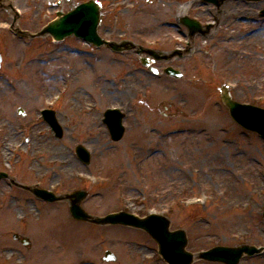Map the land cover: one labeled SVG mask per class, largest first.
<instances>
[{"label": "rangeland", "instance_id": "1", "mask_svg": "<svg viewBox=\"0 0 264 264\" xmlns=\"http://www.w3.org/2000/svg\"><path fill=\"white\" fill-rule=\"evenodd\" d=\"M83 1L0 0V171L20 182L41 180L59 193L87 190L82 205L93 214L171 209L170 226L187 232L192 252L217 244L264 246V138L230 118L218 89L230 82L234 99L264 108V18L256 13L264 0H219L217 7L202 0H96L104 39L163 55L191 47L169 62L184 78L161 74L168 64L162 60L153 63L161 74L154 75L134 52L96 47L73 35L59 41L49 34L21 37L10 27L15 20L38 32L57 12ZM183 13L214 25H204L205 33L187 44V30L176 18ZM47 107L63 127L61 138L40 116ZM112 107L125 113L118 141L102 121ZM78 143L90 151L89 165L77 158ZM11 191L0 178V235H29L41 227L43 246L32 255L43 263L82 251L99 257L107 248L115 260L97 263L163 264L156 256L143 259L155 244L138 230L70 220L65 200L40 204L46 208L39 218L27 192ZM18 215L28 220L20 222ZM8 245L16 249L12 257L1 250ZM23 249L12 237L4 239L0 264H19ZM238 264H264V249Z\"/></svg>", "mask_w": 264, "mask_h": 264}, {"label": "water", "instance_id": "2", "mask_svg": "<svg viewBox=\"0 0 264 264\" xmlns=\"http://www.w3.org/2000/svg\"><path fill=\"white\" fill-rule=\"evenodd\" d=\"M99 22V4L94 0L83 2L70 10L64 15L59 16L54 21L50 22L43 28L39 34L50 33L55 39H62L63 37L74 33L77 36H81L89 41L94 42L97 45L103 43V40L97 34V24ZM21 34L34 36L25 31L17 29ZM112 48L117 49L118 46L115 43H108ZM168 72H171V68H167ZM221 98L223 102L229 108L230 115L246 128L258 131L264 136V109L238 103L232 100L225 87L221 88ZM47 113V111H46ZM107 115L108 127L113 139H119L123 133V127L121 126V115L112 113ZM46 119L52 125L58 136L62 135V130L57 124L53 111H49L46 115ZM78 155L85 161L89 160V154L83 149L82 146L77 147ZM81 197V196H80ZM80 198H78L79 200ZM73 212L77 217L84 218L86 215L77 206L73 208ZM102 222L111 223H128L134 226H140L147 228L146 223L142 219L133 218L128 214L120 212L118 214H109L104 217ZM149 229V228H147ZM243 252L249 254L254 252V248L249 246L243 247H214L208 251L201 253L204 256L212 260H221L227 264H236ZM191 258L188 255L187 264H190Z\"/></svg>", "mask_w": 264, "mask_h": 264}, {"label": "flooded vegetation", "instance_id": "3", "mask_svg": "<svg viewBox=\"0 0 264 264\" xmlns=\"http://www.w3.org/2000/svg\"><path fill=\"white\" fill-rule=\"evenodd\" d=\"M216 18H219V16H217ZM187 50H193L192 48H173L172 51H170V61L174 60L175 58H183L184 55L182 56V51H187ZM181 51V52H180ZM134 52V51H131ZM181 53V54H180ZM138 60V58H137ZM173 66V65H172ZM180 78H184L183 76H181ZM41 215V211H38V216L40 218ZM29 233V237L27 238V245L25 250H29L28 255L23 256V258H25V264H42L43 262H41L40 256L39 255H32V253L34 251L40 250L39 248H41L43 246V239H42V229L41 227H38L37 229H32L31 231L28 232ZM23 236H26V234L24 233ZM14 247H11V251H14ZM59 255V259L57 262H60L63 259V255L62 254H58ZM67 260L68 264H78V262L75 260V258H73V256H68L67 258H65ZM48 264L51 262H47ZM83 264H89V263H83Z\"/></svg>", "mask_w": 264, "mask_h": 264}, {"label": "bare ground", "instance_id": "4", "mask_svg": "<svg viewBox=\"0 0 264 264\" xmlns=\"http://www.w3.org/2000/svg\"><path fill=\"white\" fill-rule=\"evenodd\" d=\"M186 5L184 4L183 7H185ZM85 103H87L89 101V95L84 97Z\"/></svg>", "mask_w": 264, "mask_h": 264}]
</instances>
